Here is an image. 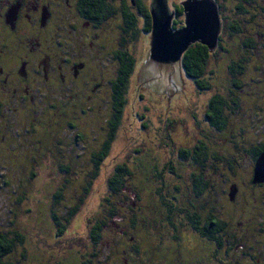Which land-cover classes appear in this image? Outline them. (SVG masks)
Listing matches in <instances>:
<instances>
[{"label": "trees", "instance_id": "trees-1", "mask_svg": "<svg viewBox=\"0 0 264 264\" xmlns=\"http://www.w3.org/2000/svg\"><path fill=\"white\" fill-rule=\"evenodd\" d=\"M214 1L222 22L216 50L196 43L181 60L199 99L209 95L200 111L191 109L188 120L168 118L154 131L149 115L138 113L146 140L107 165L140 62L137 43L153 27L151 0H117L106 15L107 54L100 64L89 58L90 74L106 79L97 90L100 97L91 87L82 88L75 102L60 103L57 118L51 109L37 126L31 121L29 135L0 141V165L12 163L20 171L19 190L12 195L16 209L27 205V213L40 212V224L37 215L32 217L37 234L29 233V226H22L24 232L0 227V264H100L103 259L106 264H213L229 256L264 264V182H253L254 164L264 152V122L251 137L241 128L250 124L246 118L264 113V5ZM95 2L101 4L91 2L93 10ZM182 4L173 11L174 29L184 26ZM117 25L123 28L120 39ZM211 60L221 61L218 69ZM253 64L259 70L255 95H242ZM223 70L224 79L217 72ZM240 96L257 106L254 111L241 114ZM5 176L0 175L2 186L13 185ZM96 187L105 189L102 198ZM41 211L49 212L42 216ZM71 225L83 228L87 243L99 249L106 239L120 245L109 247L107 257L100 250L78 256L83 253L67 248L62 258H50L37 255L33 248H41L28 241L29 235L42 243L54 235L60 241ZM110 231L119 236L112 240Z\"/></svg>", "mask_w": 264, "mask_h": 264}, {"label": "flooded vegetation", "instance_id": "flooded-vegetation-1", "mask_svg": "<svg viewBox=\"0 0 264 264\" xmlns=\"http://www.w3.org/2000/svg\"><path fill=\"white\" fill-rule=\"evenodd\" d=\"M93 1L0 0V141L29 135L31 121L37 126L51 109L57 118L60 103L75 102L82 88L100 97L106 79L90 74L89 58L100 64L107 54L106 15L117 0L95 2L94 10ZM115 29L120 39L123 28ZM237 257L213 264H250Z\"/></svg>", "mask_w": 264, "mask_h": 264}, {"label": "rangeland", "instance_id": "rangeland-1", "mask_svg": "<svg viewBox=\"0 0 264 264\" xmlns=\"http://www.w3.org/2000/svg\"><path fill=\"white\" fill-rule=\"evenodd\" d=\"M150 1V0H147ZM186 0H168V5L170 8V11L173 12L176 5H180L181 3L185 2ZM257 1V0H255ZM261 2V5H264V0H258ZM150 3V2H149ZM152 5V2H151ZM183 19V17H182ZM151 40V35L149 37L147 36H142L139 39V42L137 43V55L136 58L137 63L139 64L138 67H136L135 73L132 77L131 81V93L128 95V104L126 106L125 112H124V117L123 121L120 126L119 130V135L118 139L116 142H114V145L112 146V151L109 160H107V165L110 166L112 163V160L117 161L118 159H121L122 156L127 157L130 155V153L140 147L139 144L142 146L143 142L146 140V134L143 133L140 130L141 127V122L138 119V113H144L146 115H149V118L151 120V127L152 130L156 131V128L162 127V125H165V121L168 118H181V119H186L188 120L189 112L194 110V112L200 111L199 108L202 107L203 103H206L207 98L209 95H205L202 98L197 94V91L191 81L185 76L183 73V69H181V80L179 83V88H178V93L176 95H173L171 97H168L164 99V94L156 95L153 96V91H141V82H140V73L141 69L145 60V56L149 47V43ZM142 54V55H141ZM215 59V58H213ZM211 67L213 69H218V67L221 65V61H212L210 63ZM254 66L250 68L248 71L249 74L246 76L244 83V87H242L241 94L244 95L245 92H250L253 93V88L255 83L258 82L259 78V70L256 68V65L253 64ZM264 68V65H262ZM222 79H224L226 73L223 70L222 72L217 71ZM245 77V76H242ZM177 77L175 78L176 81ZM244 78H241L243 80ZM262 77L260 78V80ZM258 80V81H257ZM249 90V91H248ZM223 91V87H222ZM255 91V88H254ZM255 94L253 93L252 96ZM143 97V98H142ZM240 101V107H241V114L246 115L247 112L251 113L253 110L252 106L254 107L255 105L252 104V101L249 99H246L245 96H240L239 98ZM255 106L254 108H256ZM146 108H149V113H147ZM264 110V109H263ZM262 117H264V113H261ZM137 115V116H136ZM246 118L249 123H244L241 124V128L246 131V136L249 135L251 137L255 130L263 129L264 128V123L261 128L256 129V126L259 125L260 123L264 122V118ZM244 120V121H247ZM256 123V124H255ZM261 129V130H262ZM236 141H239V139H236ZM241 141V140H240ZM132 144V146H131ZM145 144V143H144ZM228 142L223 143V146L226 147ZM122 147V148H121ZM126 154V155H125ZM122 155V156H120ZM117 159V160H116ZM109 172V168L107 169ZM19 170L13 166L12 163H7L5 166L0 165V175H6L5 177L7 180L10 182L12 179L14 184L12 185L10 182V185L2 186V182H0V227L7 229V230H13L17 229L16 231H22V226H29L27 229L29 230V233L32 234H37V227L38 224L34 222L32 217H35V215L38 216L39 224H40V218L38 214H40L39 211H33L31 213H27L25 210L28 208L27 205H20V208L16 209L15 207V202L14 198L16 197L13 196V193L18 192V174ZM10 178V179H9ZM17 182V183H16ZM99 185V183L97 184ZM97 188V187H96ZM105 189H99L101 191V198L104 195ZM98 191V188H97ZM98 191V192H99ZM96 192V190H95ZM17 194V193H16ZM97 194V193H96ZM99 194V193H98ZM94 197L92 198L91 204H93ZM96 204V203H95ZM94 207H97V205H93ZM49 211H41L42 216H45ZM59 212V211H58ZM58 212H55V214L58 215ZM94 211H90V214H92ZM51 214V213H50ZM63 214V213H62ZM61 214V215H62ZM86 223V220L83 221ZM75 223V222H74ZM79 223H77L78 225ZM75 225V224H74ZM74 225H71L69 227V232L67 236L62 238V240L58 241L59 238H57L55 235L53 237H50V243H45V242H39L35 239V237L32 238L33 235H29L31 239H29V243H33L36 245V247H39L41 249L33 248L32 246L30 249L33 248L34 252L39 255L42 252L45 253L46 256L48 257H53V258H62L63 255H66L68 252L66 249L70 248L76 249L74 252L81 251L83 254H76L78 256L81 255H86L87 253H95L98 252L99 250L103 252V255L105 257L108 256L110 253V248L109 247H118L120 243H115L113 240L114 236H119L118 233L113 231L109 232V235L112 236L113 241H103L101 248L99 249L98 246H93L90 243H87L85 240V231L83 228L75 227ZM40 226V225H39ZM33 227V228H32ZM71 232V233H70ZM54 241H57L58 244ZM49 242V241H48ZM75 245L77 247H75ZM49 247V248H47ZM45 248H47L49 251H47ZM31 252V251H30ZM32 253V252H31ZM149 263V262H148ZM100 264H106L105 259L100 261Z\"/></svg>", "mask_w": 264, "mask_h": 264}, {"label": "water", "instance_id": "water-1", "mask_svg": "<svg viewBox=\"0 0 264 264\" xmlns=\"http://www.w3.org/2000/svg\"><path fill=\"white\" fill-rule=\"evenodd\" d=\"M151 1L153 27L140 73L141 91H153V96L164 94L166 99L178 93L184 53L196 43L214 52L219 43L222 22L214 0H186L182 4L184 26L174 29L175 15L170 11L168 0ZM253 182H264V152L255 164ZM234 196L233 189L232 200Z\"/></svg>", "mask_w": 264, "mask_h": 264}]
</instances>
